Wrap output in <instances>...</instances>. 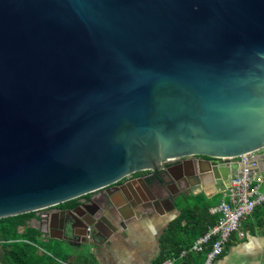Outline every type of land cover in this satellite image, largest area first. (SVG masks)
I'll return each instance as SVG.
<instances>
[{
    "label": "water",
    "instance_id": "water-1",
    "mask_svg": "<svg viewBox=\"0 0 264 264\" xmlns=\"http://www.w3.org/2000/svg\"><path fill=\"white\" fill-rule=\"evenodd\" d=\"M263 150L264 0H0V218L97 192L34 227L88 246Z\"/></svg>",
    "mask_w": 264,
    "mask_h": 264
},
{
    "label": "crops",
    "instance_id": "crops-1",
    "mask_svg": "<svg viewBox=\"0 0 264 264\" xmlns=\"http://www.w3.org/2000/svg\"><path fill=\"white\" fill-rule=\"evenodd\" d=\"M162 170L165 169H160L155 175L144 173L147 187L157 177H162L167 183L178 178V172L175 175H167L162 173ZM259 171H261L260 168ZM262 186L264 187V184L261 185L260 190L264 189ZM132 189L136 190L142 200L152 196L142 183H133ZM202 190V194L211 203L209 208L216 206L223 197V193L215 192L212 181L210 185L203 186ZM124 191L128 196L131 189L126 188ZM96 196L95 193L87 194L76 198V201L81 204ZM99 206L103 208L101 204ZM165 208L142 213L138 218L128 217L123 227L117 225V222H111L113 230L104 229L103 233L95 237L94 243L88 246L76 240L64 238L60 233L57 237L60 238L59 241H66L72 250H81L84 247L85 253L93 256L97 264H154L160 252L161 235L169 222L178 215L176 206L173 210L168 209L167 206ZM55 213L60 212L56 210L50 214ZM36 224L38 225V222ZM52 224L57 226L56 221ZM30 226L36 227L34 222H31ZM240 230L244 237L239 238L236 234H232L223 253L213 264H264V204L256 207L250 217L241 221ZM198 257L200 256L188 257V264H199L196 262Z\"/></svg>",
    "mask_w": 264,
    "mask_h": 264
},
{
    "label": "trees",
    "instance_id": "trees-1",
    "mask_svg": "<svg viewBox=\"0 0 264 264\" xmlns=\"http://www.w3.org/2000/svg\"><path fill=\"white\" fill-rule=\"evenodd\" d=\"M76 199L58 204L57 208L71 209ZM211 203L204 194L186 196L176 202L178 215L167 225L160 238V252L154 264H162L171 256L191 246L194 239L204 234L218 220L209 214ZM35 212L0 218V264H97L84 249L63 250L58 240L49 238L30 226ZM201 264L203 255H199ZM186 261V262H185ZM188 257L177 264H188Z\"/></svg>",
    "mask_w": 264,
    "mask_h": 264
},
{
    "label": "built area",
    "instance_id": "built-area-1",
    "mask_svg": "<svg viewBox=\"0 0 264 264\" xmlns=\"http://www.w3.org/2000/svg\"><path fill=\"white\" fill-rule=\"evenodd\" d=\"M257 152L237 157L239 169L234 174L228 188L223 192L221 201L208 212L217 215L218 220L204 234L194 239L191 246L171 256L162 264H175L186 257L203 255L201 264H213L223 253L232 234L243 238L241 221L250 217L255 208L264 204V175L259 171ZM48 214L41 215L44 219Z\"/></svg>",
    "mask_w": 264,
    "mask_h": 264
},
{
    "label": "flooded vegetation",
    "instance_id": "flooded-vegetation-1",
    "mask_svg": "<svg viewBox=\"0 0 264 264\" xmlns=\"http://www.w3.org/2000/svg\"><path fill=\"white\" fill-rule=\"evenodd\" d=\"M184 159H182V160H178V162H182V164H185L184 166H186V161H183ZM177 161L176 162H174L173 164H167V165H163V169H169L170 170V175H175V174H177V170H176V168L177 167H175L177 164ZM163 171V170H162ZM163 173V172H162ZM137 176H143V177H146V174H144V173H140L139 175H137ZM137 176H133V178L134 177H137ZM174 181V180H173ZM172 181V182H173ZM153 183H155V181L154 182H151L149 185H153ZM97 196L95 197L96 198V206L98 207L100 204L102 205V198H101V196L99 195V194H97V192L95 193ZM88 200V199H87ZM86 200V201H87ZM79 204H77V206H78ZM76 207V206H75ZM74 207V208H75ZM92 208V207H91ZM71 209H73V208H71ZM71 209H62V208H57L56 210H58L59 212H63V211H68V210H71ZM49 215H51V214H49ZM41 219H39L38 221H40ZM51 223H53V222H51ZM39 224V223H38ZM42 227V226H41ZM49 234H51V235H55V236H57L59 233L57 232V231H54V230H52V231H50L49 232ZM46 236H48V234H45ZM60 235H62V237H64V238H69V239H72V240H76V238L73 236V235H69V234H66V233H61Z\"/></svg>",
    "mask_w": 264,
    "mask_h": 264
},
{
    "label": "rangeland",
    "instance_id": "rangeland-1",
    "mask_svg": "<svg viewBox=\"0 0 264 264\" xmlns=\"http://www.w3.org/2000/svg\"><path fill=\"white\" fill-rule=\"evenodd\" d=\"M264 187L262 186V189H263ZM92 195V194H91ZM56 209H57V207L56 206H54V207H49V208H45V209H42V210H39V211H36L35 212V217L36 218H33V219H31V221H30V224H31V222H34V226L36 225L37 226V222H38V220L41 218V215H44V214H50V213H52V212H55L56 211ZM53 237L55 236V235H52ZM63 250H65L66 251V249H68V245H67V242L66 241H59L58 240V243H57ZM82 249H85L84 247L82 248Z\"/></svg>",
    "mask_w": 264,
    "mask_h": 264
}]
</instances>
